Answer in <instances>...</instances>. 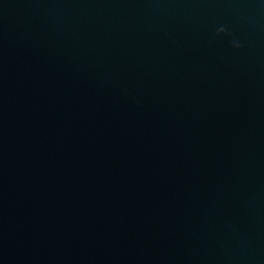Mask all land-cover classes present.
Wrapping results in <instances>:
<instances>
[{
    "label": "water",
    "instance_id": "95a60500",
    "mask_svg": "<svg viewBox=\"0 0 264 264\" xmlns=\"http://www.w3.org/2000/svg\"><path fill=\"white\" fill-rule=\"evenodd\" d=\"M0 264H264V0H0Z\"/></svg>",
    "mask_w": 264,
    "mask_h": 264
},
{
    "label": "clouds",
    "instance_id": "9594fccd",
    "mask_svg": "<svg viewBox=\"0 0 264 264\" xmlns=\"http://www.w3.org/2000/svg\"><path fill=\"white\" fill-rule=\"evenodd\" d=\"M217 31H218V32H223V31H224V28L221 27V28L217 29ZM232 46H233V47H238L239 45H238L235 41H233V42H232Z\"/></svg>",
    "mask_w": 264,
    "mask_h": 264
}]
</instances>
